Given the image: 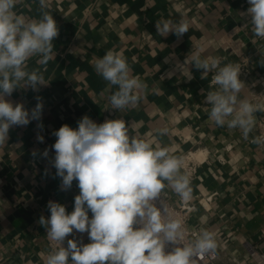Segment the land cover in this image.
Returning <instances> with one entry per match:
<instances>
[{"label":"crops","instance_id":"1","mask_svg":"<svg viewBox=\"0 0 264 264\" xmlns=\"http://www.w3.org/2000/svg\"><path fill=\"white\" fill-rule=\"evenodd\" d=\"M249 7L248 0H48L41 9L39 0H21L17 13L40 19L47 12L59 34L53 40L55 59L46 70L37 64L39 56L27 62V71H41L47 86L17 87L5 95L30 115L38 102L43 107L39 120L12 126L0 145V264H45L57 247L38 221L50 217L49 201L65 206L69 214L74 211L80 189L76 180L69 189L61 188L54 132L65 124L78 129L85 115L97 124L123 120L130 137L167 148L175 157L197 151L205 162L189 182V197L212 200L196 204L190 228L213 233L216 264H251L243 243L264 250V148L255 141V123L245 138L241 129L218 126L209 118L206 96L219 87L210 84L215 72L201 79L204 70L188 62L198 50L201 58L218 57L220 67L245 56L251 75L241 81L238 99L250 102L247 85L264 74V38L252 31ZM162 19L186 20L188 32L160 36L155 25ZM109 50L122 53L132 75L145 85L134 106L115 110L110 104L117 87H109L94 67ZM162 193L179 204L180 195L167 181ZM70 239L91 243L88 232L73 230L62 246L67 248Z\"/></svg>","mask_w":264,"mask_h":264},{"label":"clouds","instance_id":"2","mask_svg":"<svg viewBox=\"0 0 264 264\" xmlns=\"http://www.w3.org/2000/svg\"><path fill=\"white\" fill-rule=\"evenodd\" d=\"M20 3L21 0H0V145L8 140L12 126H25L30 120L40 119L42 103L38 102L30 115L23 104L14 105L5 95L10 96L17 87L38 90L39 86H47L41 71H27V62L39 56L37 64L46 70L48 62L55 59L53 40L59 34L51 14L42 12L40 19L28 18L15 11ZM248 3L252 31L264 38V0ZM39 4L44 9L48 0H39ZM155 27L160 36L172 32L180 37L188 32L189 25L186 20L174 23L162 19ZM188 62L204 70L201 79L215 72L212 84L219 87L206 96V103L211 105L209 118L218 126L227 124L229 129H241L247 138L255 123L254 113L264 108L238 99L242 88L239 65L229 63L220 67L218 57L201 58L199 50ZM94 67L109 87H117L109 98L113 109L137 104V92L145 85L132 75L122 53L109 50L97 58ZM54 135V167L56 175L62 178L61 188L69 189L76 180L80 193L75 196L74 211L70 214L65 206L49 201L50 217L41 216L38 221L57 246L48 254L45 264H69V257L71 264H195V256L215 250L213 233L204 230L194 242L165 252L167 242L179 245L182 224L166 219L165 210L154 201L165 188V181L184 200L190 195L189 179L180 174L181 160L170 155L167 148H154L151 142L130 137L123 120L97 124L87 115L78 122V129L65 124ZM38 140L43 142V137L38 136ZM43 155L47 157V149ZM73 230L88 232L91 243L78 245L70 239L67 248L63 247V241Z\"/></svg>","mask_w":264,"mask_h":264},{"label":"built area","instance_id":"3","mask_svg":"<svg viewBox=\"0 0 264 264\" xmlns=\"http://www.w3.org/2000/svg\"><path fill=\"white\" fill-rule=\"evenodd\" d=\"M247 59L244 56L237 64L240 67L239 79L245 80L250 77L251 71L247 66ZM214 75V74H213ZM210 77V84H212V77ZM247 89L250 93V102L261 108H264V74L256 75L251 79L247 85ZM256 134L255 141L264 148V111H259L255 119ZM198 155V156H197ZM197 151L187 152L183 155L178 156L181 160L180 172L182 175L187 176L189 182L196 178L199 167L205 162ZM195 201H192L190 197L184 200L181 196L179 199V204L176 206L172 204L169 199L161 192L160 196L154 201L155 205L163 211V215L166 219L179 220L182 224L183 238L178 242L179 245L172 242H167L165 244V252H171L177 246H183L188 243L194 242V240L199 236L201 230L199 228H190L191 214L195 210L196 204L202 206L209 204L212 197L196 196ZM135 227H139L136 225ZM264 233V230H263ZM243 246L247 252L249 261L251 264H264V250L258 245L246 241ZM217 255L215 251H209L203 256H195V264H216Z\"/></svg>","mask_w":264,"mask_h":264}]
</instances>
